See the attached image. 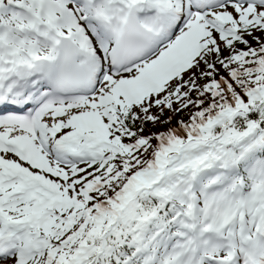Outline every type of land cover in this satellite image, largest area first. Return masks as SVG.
<instances>
[{
  "label": "snow or ice",
  "instance_id": "1",
  "mask_svg": "<svg viewBox=\"0 0 264 264\" xmlns=\"http://www.w3.org/2000/svg\"><path fill=\"white\" fill-rule=\"evenodd\" d=\"M0 264H264V0H0Z\"/></svg>",
  "mask_w": 264,
  "mask_h": 264
}]
</instances>
